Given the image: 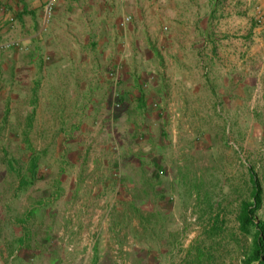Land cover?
I'll use <instances>...</instances> for the list:
<instances>
[{
	"label": "rangeland",
	"instance_id": "1",
	"mask_svg": "<svg viewBox=\"0 0 264 264\" xmlns=\"http://www.w3.org/2000/svg\"><path fill=\"white\" fill-rule=\"evenodd\" d=\"M261 24L248 35L249 71L228 77L227 86L218 77L216 104L157 103L123 110L120 122L99 109L83 139L58 141L56 158L41 142L42 172L20 186L31 179L30 165L21 143H10L0 197L14 218L32 214L27 241L33 248L40 237L42 246L40 253L16 250L11 231L0 238L7 243L0 264H243L252 238L241 232L238 215L250 198L251 170L263 189L255 219L264 220ZM39 221L37 238L32 228Z\"/></svg>",
	"mask_w": 264,
	"mask_h": 264
},
{
	"label": "crops",
	"instance_id": "2",
	"mask_svg": "<svg viewBox=\"0 0 264 264\" xmlns=\"http://www.w3.org/2000/svg\"><path fill=\"white\" fill-rule=\"evenodd\" d=\"M49 1L0 0V42L18 43L0 50V169L20 142L31 179L19 186L42 172L41 142L56 158L58 141L83 139L99 109L120 122L123 110L216 104L217 78L227 86L250 69L251 26L264 31V0H57L48 17ZM13 216L1 196L0 238L13 231L16 250L40 253L41 220L31 248L32 214Z\"/></svg>",
	"mask_w": 264,
	"mask_h": 264
},
{
	"label": "trees",
	"instance_id": "3",
	"mask_svg": "<svg viewBox=\"0 0 264 264\" xmlns=\"http://www.w3.org/2000/svg\"><path fill=\"white\" fill-rule=\"evenodd\" d=\"M252 189L250 198L242 201L238 219L242 233L252 238L250 250L243 264H264V220L255 219L256 212L262 207L263 189L253 170L250 172Z\"/></svg>",
	"mask_w": 264,
	"mask_h": 264
},
{
	"label": "built area",
	"instance_id": "4",
	"mask_svg": "<svg viewBox=\"0 0 264 264\" xmlns=\"http://www.w3.org/2000/svg\"><path fill=\"white\" fill-rule=\"evenodd\" d=\"M57 0H50L47 4V12L49 15H51L52 11H53V8H54V5L56 4ZM126 21H129L130 20V17H126L125 18ZM18 43L15 42V41H2L0 42V50L2 49H8V48H11L13 46H17Z\"/></svg>",
	"mask_w": 264,
	"mask_h": 264
}]
</instances>
